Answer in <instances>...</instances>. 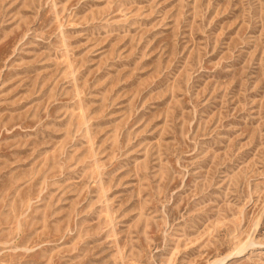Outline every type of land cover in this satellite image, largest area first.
<instances>
[{"label":"rangeland","instance_id":"obj_1","mask_svg":"<svg viewBox=\"0 0 264 264\" xmlns=\"http://www.w3.org/2000/svg\"><path fill=\"white\" fill-rule=\"evenodd\" d=\"M0 264H264V0H0Z\"/></svg>","mask_w":264,"mask_h":264}]
</instances>
